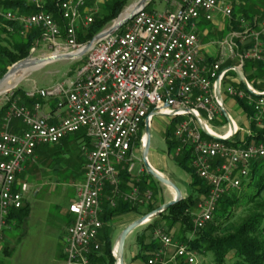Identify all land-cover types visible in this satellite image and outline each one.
I'll return each instance as SVG.
<instances>
[{
  "label": "built area",
  "instance_id": "built-area-1",
  "mask_svg": "<svg viewBox=\"0 0 264 264\" xmlns=\"http://www.w3.org/2000/svg\"><path fill=\"white\" fill-rule=\"evenodd\" d=\"M28 1L37 12L17 15L4 11L3 14L8 20L17 19L23 32L31 27L39 28L37 44L42 43L48 55L74 54L85 45L78 42L76 32L86 29L92 20L94 13L86 5L87 0H59L55 4L59 23L50 11H42L47 0ZM162 1L169 7L149 11L143 5L113 34L91 43L84 56L77 58L82 59L81 68L71 77L47 88L33 87L25 93L30 99L35 96L60 99L56 105L64 113L55 116L54 123L46 116H39V101H34L28 109L6 96L5 102L9 104L0 131V236L7 227L5 218L10 209L21 207L23 194L29 188L26 181L16 180L25 161L35 157L36 146L56 144L66 135L82 132L88 145L84 150L82 180L75 185L74 200L67 205L73 219L64 230L63 264H92L90 257L99 250L97 234L103 227L99 214L105 186L110 192L106 201L113 207L118 198L141 204L151 198V191L145 190L141 195L136 186L129 193L119 192L117 168L130 160L136 134L141 127L150 125L153 114L183 118L172 132L178 143L175 155L184 146L191 148L190 167L207 185L206 194L190 213L194 229L207 225L221 196L239 188L248 178L252 161L264 155L263 144L224 143L240 129L222 102L223 94L244 100L253 108L257 123L260 122L264 91L257 92L249 85L250 91H243L223 82L227 72L242 68L244 59L261 58L258 38L264 35V23L257 32L246 27L242 32L230 29L224 38L215 41L217 54L208 63L196 27L200 20L211 22L215 12L228 18L231 5L220 0ZM247 34L252 36L253 45L238 52L237 45L243 44ZM230 60L236 61V65L223 67ZM224 115L232 124L220 125L224 129L222 133L214 132L210 121H221ZM14 119L24 125L18 133L12 132L9 125ZM128 165L127 171L131 172L132 164ZM153 236L161 248L147 260L148 264L181 261L199 264L195 251L178 244L163 229H154ZM167 247L173 249L172 254L165 252ZM111 249L113 263L119 264L116 249Z\"/></svg>",
  "mask_w": 264,
  "mask_h": 264
},
{
  "label": "trees",
  "instance_id": "trees-1",
  "mask_svg": "<svg viewBox=\"0 0 264 264\" xmlns=\"http://www.w3.org/2000/svg\"><path fill=\"white\" fill-rule=\"evenodd\" d=\"M59 0H47L42 7V11H50L53 15V19L59 23V11L56 10L55 4ZM128 0H104L101 4L103 11L95 12L92 15V20L86 29L78 30L76 35L80 44L88 43L92 39V36L100 32L106 25L115 19V17L124 9ZM231 5L230 15L227 18V23L223 26L220 33V39H222L230 29L234 31L242 32L245 27L248 30H257L259 23L264 22V0H225ZM91 5V3H89ZM88 6V4H86ZM147 4L144 6L146 7ZM4 11H10L17 15H29L35 12L36 9L28 0H0V78L4 76L7 68L10 67L18 60L25 59L29 56V52L38 41L41 30L36 27L22 31L20 22L16 20H8L5 18ZM37 12V11H36ZM244 22H240V20ZM211 22L200 23L199 31L202 30L201 26L210 25ZM204 27V28H206ZM201 28V29H200ZM207 33V34H206ZM203 34V40L208 41L213 38L212 33L206 32ZM261 41L264 43V35L261 36ZM251 41L238 44V52L251 48ZM264 52L262 57L258 60H252L249 58L244 59L241 73L247 79L251 88L256 91H263L264 85L257 82L259 79H264ZM212 57H205V61L208 63L213 62ZM82 62V59L80 60ZM235 64L233 60L228 61L223 67H229ZM225 84L232 85L236 89L248 91L244 88L237 74L234 70H230L226 73ZM7 96V94H6ZM9 100L17 101L18 105L23 104L26 108H30L34 102V99H29L24 95L22 88H16L12 90L9 95ZM237 103L240 111L248 120L245 131L238 130L231 139L224 141L229 145L246 146L249 143L256 145H264V109L260 113V122L257 123L254 111L251 106L242 99L233 98ZM39 102L41 101L38 98ZM9 103L0 106V130L2 128V119L5 116V109ZM171 121L178 122L177 117L170 118ZM175 123V125H176ZM11 131L23 129L22 125H18L16 121L11 123ZM143 128L141 127L137 132V138L134 142L136 147L141 140ZM174 128V127H173ZM240 128V127H239ZM241 129V128H240ZM20 132V131H19ZM173 131L164 128L163 134L165 139V145L168 149V153L173 152L172 159L174 162L180 164L188 175L191 177V181L187 183V194L182 197L172 206H168L163 212L159 213L156 217H152L148 224L140 231H137L134 245L137 248V252L133 255L132 260H140L143 264H148L147 260L158 251L160 247L159 241L153 236L154 229L161 228V222L168 223V227L177 225L175 235H171L178 244L183 243L190 250L195 251L199 257L210 255L213 264H225L226 256L231 253L233 262L231 264H264V155L256 161H252L249 166L248 178L242 182L239 188H234L221 196L218 201L217 210L214 211L212 219L207 222L201 229L192 228L191 211L196 207L202 196L207 192V185L203 183L198 175L190 167L191 148L184 146L180 153L175 155L176 145L178 144L173 136ZM88 145V139L83 137L82 132H77L72 135H66L60 142L56 144H49L44 146H36L34 153L38 152L45 158L53 156V159H61V155L64 157L66 151L61 150L74 148L77 150L79 144ZM175 155V156H174ZM78 158V154H76ZM71 158V165L74 167V162ZM76 159V158H75ZM79 168L82 166L83 170V158L81 156L79 162ZM128 163H123L118 166L117 178L120 184L118 185L119 192L129 193L132 187H137L139 193L142 195L145 190L151 191V198L145 203H134L127 201V199L118 198L115 200L114 207L110 206L106 201V197L110 194L109 187L105 186L103 189V196L101 198L102 213L99 214V220L102 222L103 227L98 231V251L91 255L90 260L92 264H114V258L111 253L112 243L114 241L113 236L107 232L109 223L112 222V218L121 216L124 213L139 214L140 207H145L146 212L156 210L163 205L162 199L156 200L155 194L159 193L156 185L159 184L153 176L148 175L142 170L137 175H132L128 172ZM79 168L77 170H79ZM74 172V168L73 171ZM71 172V173H72ZM82 172L80 173L79 181L82 180ZM22 175V174H21ZM19 175L18 177H20ZM250 187V189H249ZM17 187L13 188L16 190ZM24 200V199H23ZM24 202V201H23ZM242 208V215H234L235 208ZM30 209L26 203H22L21 207L13 210L10 209L8 216L5 218L6 228L10 227V223L14 220V224L21 225L26 216H29ZM145 213L141 214L144 215ZM71 213L67 210L65 215L66 227L72 223ZM167 227V228H168ZM165 228V232H167ZM66 230V229H65ZM148 234L145 235V232ZM186 233L190 236L186 237ZM63 250V249H62ZM10 250L6 247L1 248V252L10 255ZM64 250L62 254V260H64ZM179 264H186L181 261Z\"/></svg>",
  "mask_w": 264,
  "mask_h": 264
},
{
  "label": "rangeland",
  "instance_id": "rangeland-1",
  "mask_svg": "<svg viewBox=\"0 0 264 264\" xmlns=\"http://www.w3.org/2000/svg\"><path fill=\"white\" fill-rule=\"evenodd\" d=\"M103 1L104 0H87L86 4H88V6L93 9L92 13H98L103 11L101 6ZM133 1L135 2L138 0L126 1V6L123 7V14L120 15V17L126 15L129 12L131 7L129 4ZM169 1L171 0H168V2ZM89 3H91V5ZM146 4L147 10L149 11H162L169 7L165 6L162 0H148ZM212 19L217 21L207 25V27L201 26V28L206 27L207 31L213 33L214 39L212 40L215 41L220 39L221 36L219 31L221 32L223 26H225L227 23V18H221L218 14H214ZM111 23L112 22H110V24L106 25L104 28H108ZM199 39L200 42L203 41L201 35ZM43 46L44 45L42 43H36L35 46H33L35 48L30 50L29 55L32 54V56L37 58L45 57L46 54H49V51H46V48ZM79 68H81V62L77 58H74L72 61L65 59H60L53 62L49 61L42 66L32 67L25 75H22L19 78L14 88L7 90L5 95H0V106L5 102L6 94L8 96L12 90L19 88V86H23L27 89L33 88L34 86L36 88H47L56 84L59 80H61L62 77H65L67 74H69L71 70H73V73H75ZM239 70L241 72V68ZM257 82H260V84L264 85V79H259ZM247 85H249L248 82ZM222 102L224 103L229 117L234 119V121L237 123V127L241 128H239L240 130L245 131L248 120L245 119L237 103L229 100L228 96L225 94H223ZM177 119L178 121L183 120V118L180 117ZM220 119L221 121H210L209 126L214 132L222 133L224 129L220 127V125L228 124L226 117H221ZM151 120L152 121L148 128L150 141H148L149 150L147 161H151V165L153 162L155 165L160 167V171L163 173L161 175L169 178L172 184L181 191L183 196H185L188 190L187 183L191 181V177L185 170H183L180 164L173 161V152L168 153L163 134L164 128L169 129L170 132L173 131L176 121L173 122L168 117L162 115H154ZM144 141L145 135L143 134L140 143L134 147L133 155L127 162L128 164H132V175H137V173L139 174L145 169L140 162V156L142 154V142ZM85 147L86 146L81 143L78 145L77 150L74 148H69V150L63 148L61 152L64 150L66 153L64 157L61 155V159L59 160L53 159V156L45 158V156H42L40 153L36 152L33 159L25 161V170L22 175L16 179L18 181H26L28 183L29 188L28 191L23 194V203L28 205L30 212L29 216H26L24 222L21 225L14 224L13 220L10 223L11 225L7 231H5L4 234L0 236V264H63L62 249L65 244V215L68 210V203L74 200V187L79 183L80 173L82 172V166L79 168V162L81 156L84 158ZM76 154H78V158L76 157ZM73 157V160H76V162L73 164L74 167L71 165L70 161ZM73 168L74 172H72ZM78 168L79 170H77ZM156 188L159 190V193L155 194V199L158 200L161 197L160 199H162L163 203L167 200H171L174 195L173 190H170L167 186H163L160 183L156 185ZM263 196L264 191L262 193V197ZM141 208L142 209H140L139 214H130L128 215L130 217H127V215H122L119 218L112 219V222L108 225L107 232L117 239L120 231L123 229V227L132 223V219L135 221L141 216V214H147L145 207ZM241 209L242 208L240 207H236L233 212L234 215L241 216L243 211ZM194 210H196V207ZM193 211H191V213H193ZM148 222L137 226L127 234L122 246V262L124 264L130 263V257L134 254V241L136 239L137 231L143 229V227H145ZM160 225H162L161 229L164 231L165 228L168 227V223H164L163 221ZM176 230L177 225L167 228V232L171 235H175ZM146 234H148V231L145 232V235ZM189 236L190 234L186 233V237ZM2 247H6L7 250H10L11 248V254L6 255L2 253ZM112 247H114L113 244ZM196 259L198 260L199 264H213L210 255L199 257V255L196 254ZM225 259V264H231L233 262L231 253L228 254Z\"/></svg>",
  "mask_w": 264,
  "mask_h": 264
},
{
  "label": "water",
  "instance_id": "water-1",
  "mask_svg": "<svg viewBox=\"0 0 264 264\" xmlns=\"http://www.w3.org/2000/svg\"><path fill=\"white\" fill-rule=\"evenodd\" d=\"M147 2V0H138V1H133L132 3L129 4L130 10L129 12L120 17V15L123 14V11L120 12L115 19H113L111 22V25L107 28H104L103 30H101L99 33H97L96 35L92 36V39L90 41H88L87 44L83 45L78 51H76V53L74 54H60L58 56H52V55H46L45 57H41V58H37L32 56V54H30L27 58L25 59H21L18 60V62H15L14 64H12L10 67H8L6 73L4 74V76H2L0 78V86H1V82L4 80L5 76L11 74V73H15L16 75H18V73H20L22 70H26L28 66L32 65V63L36 62L37 64H39V66H42L44 64H46L47 62L51 61H56V60H60V59H65V60H74V58H81L84 56V54L86 53L85 51L88 49L89 45L91 43H94L96 41H98L99 39L102 38V36H109L111 34H113L115 32L116 29H119L120 26H122L126 20L129 19V17L132 15V13L134 12V10L136 11L137 9H139L140 7H143V5H145ZM128 6V7H129ZM233 70L235 71V74H237L238 79L241 83V85L244 88H247L248 90H250L247 87V80L245 78V76L240 72L239 69L233 68ZM15 86H13L12 88H14ZM11 88V89H12ZM11 89H7V90H11ZM217 89V95L218 98L220 99V92L219 89ZM5 90V92L7 91ZM5 92H3V94H5ZM260 94V93H259ZM259 94H255L256 96H259ZM155 115V114H153ZM224 117H226V120L229 124V126L232 124L231 120L229 117H227L226 115H224ZM149 125L146 124L145 128L143 129V134L145 135V141L142 142V154L140 156V162L142 163L143 167L145 168V172L151 176H153L155 178V180L157 182H159L161 185H165L167 186L170 190H173L174 195L171 198V200H167L163 203V205H161L159 208H157L156 210L154 209L153 211H150V213H147L143 216H140L137 218V220L133 221L132 223H130L129 225H126L125 227H123V229L120 231L119 236L116 240V242H114V247L117 250V259H118V263L119 264H123L122 262V256H123V241H125V238L127 236V234L129 232H131L133 229H135L137 226L139 225H143L145 223H147L148 221L151 220L152 217H156L159 213L163 212L164 209H166L168 206H172L174 205L176 202H178V200L182 197L181 191L178 190L173 184L172 182L169 180V178H166L165 176H162L160 173H158L156 170H154V167L151 165L150 162L147 161V156H148V141H150V134L148 131ZM215 140L220 139V137H215L212 136Z\"/></svg>",
  "mask_w": 264,
  "mask_h": 264
},
{
  "label": "crops",
  "instance_id": "crops-1",
  "mask_svg": "<svg viewBox=\"0 0 264 264\" xmlns=\"http://www.w3.org/2000/svg\"><path fill=\"white\" fill-rule=\"evenodd\" d=\"M220 1H224V2H226L225 0H220ZM228 2V1H227ZM226 2V3H227ZM214 14H218L219 15V17H221V18H225V17H223L221 14H219V12H215ZM213 14V15H214ZM213 15H212V17H213ZM215 21H217V20H212L211 21V23H214ZM204 22H206L205 20H200V22H199V24H198V26L197 27H199V25H200V23H204ZM207 23V22H206ZM261 23H264V22H260L259 23V25L261 24ZM197 27H196V32L198 33V38H200V35L201 36H203V34H205L206 32H207V30H206V28H203L202 30H200V31H198L197 30ZM247 28V27H246ZM248 29V28H247ZM259 29V28H258ZM257 29V30H258ZM257 30H252V31H254V32H257ZM248 31H250V30H248ZM209 32V31H208ZM211 33V32H210ZM207 34V33H206ZM228 34V33H227ZM226 34V35H227ZM212 35H213V33H212ZM225 35V36H226ZM262 35V34H261ZM260 35V36H261ZM224 36V37H225ZM259 36V38H258V42H259V45H260V48L262 49V53L264 52V43H262V41L260 40L261 39V37ZM223 37V38H224ZM202 39H203V37H202ZM212 39H214V37L213 38H211L210 40H208V41H202V42H200V39H199V44H200V46L202 47V51H203V56L204 57H212V58H214L215 57V54H217V49H218V47H216V45H215V41H217V40H215V41H213ZM253 38H252V36H250L249 34H247L246 36H245V39H244V41L243 42H249V41H251V46L253 45V40H252ZM212 41V42H211ZM43 50H44V48H43ZM47 51V50H46ZM262 53H261V57H262ZM47 55V54H46ZM45 55V56H46ZM263 58H264V56H263ZM69 61H72V60H69ZM236 62V61H235ZM73 74V70H71L70 72H69V74H67L65 77L66 78H69V77H71V75ZM65 77H62L61 79H63V78H65ZM61 80H59L58 82H60ZM21 88H22V90H23V92H24V95H25V93L28 91V90H30V89H32V88H30V89H27V88H24L23 86H20ZM35 87V86H34ZM38 88V87H37ZM41 88H45V87H41ZM38 89H40V88H38ZM38 98L39 97H37V96H35V97H33V99H34V101H39L38 100ZM30 99V98H29ZM32 99V100H33ZM228 99L229 100H231L232 102H234V99L231 97H228ZM41 101L39 102V109H38V114H39V116H46L48 119H49V121H51V122H55L56 121V118H55V116H57L58 114H63L64 113V109L63 108H57V102H59L60 101V99L58 98V97H56V98H53V97H48L47 99H40ZM235 103V102H234ZM3 104H5V102L3 103ZM3 104H1V105H3ZM29 109H31V107L29 108ZM13 121H16V123H18V125H22L21 124V122L19 121V120H12L11 121V123L13 122ZM23 127H24V125H22ZM22 129H20V130H17V132H19V131H21ZM1 131V130H0ZM12 132H14V133H16V131H12ZM151 162V161H150ZM152 165H153V167H154V170H156L158 173H160V174H163L162 173V171H160L161 170V168L160 167H158L157 165H155L153 162H152ZM24 167V169H23V171H22V173L24 172V170H25V166H23ZM21 173V174H22ZM21 174H18L17 175V177L16 178H18V176L19 175H21ZM17 180V179H16ZM18 181V180H17ZM20 182H22V181H20ZM140 209H142L141 207H140ZM130 214H133V213H124V214H122V215H127V217H130V216H128V215H130ZM121 215V216H122ZM134 215V214H133ZM121 216H118V217H116V218H119V217H121ZM136 217H138V216H136ZM113 219V218H112ZM115 219V218H114ZM136 219V218H135ZM134 221V219H132V221L131 222H133ZM113 236V235H112ZM114 238V237H113ZM114 240H117V239H115L114 238ZM114 242H116V241H113V243L112 244H114ZM134 248H135V250H134V254L133 255H135L136 254V252H137V248H136V246L134 245ZM172 251H173V249L171 248V247H167L166 248V250H165V252L167 253V254H169V253H171L172 254ZM133 255H131V257H130V263H128V264H143V262H141L139 259L138 260H132V257H133ZM124 264V263H123Z\"/></svg>",
  "mask_w": 264,
  "mask_h": 264
},
{
  "label": "bare ground",
  "instance_id": "bare-ground-1",
  "mask_svg": "<svg viewBox=\"0 0 264 264\" xmlns=\"http://www.w3.org/2000/svg\"><path fill=\"white\" fill-rule=\"evenodd\" d=\"M35 66H39V64H37L36 62H34V63H32V65L28 66L26 70H22L20 73H18V75H16L15 73H11V74L5 76L4 80L1 82L2 84L0 86V95H2L3 92H5V90L11 89L13 86H15L17 84L19 78L22 75H25L29 71L30 68L35 67ZM11 77H13V78H11Z\"/></svg>",
  "mask_w": 264,
  "mask_h": 264
}]
</instances>
